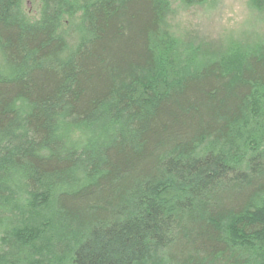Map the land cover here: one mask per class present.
Instances as JSON below:
<instances>
[{"label":"trees","instance_id":"16d2710c","mask_svg":"<svg viewBox=\"0 0 264 264\" xmlns=\"http://www.w3.org/2000/svg\"><path fill=\"white\" fill-rule=\"evenodd\" d=\"M26 1L0 0V264H264V39L196 67L169 0Z\"/></svg>","mask_w":264,"mask_h":264},{"label":"rangeland","instance_id":"374dc122","mask_svg":"<svg viewBox=\"0 0 264 264\" xmlns=\"http://www.w3.org/2000/svg\"><path fill=\"white\" fill-rule=\"evenodd\" d=\"M169 2L171 31L185 45L193 46L195 57L205 61V57H219L228 42L244 40L248 44L264 38V1L262 11L251 0H211L202 6H190L181 0ZM26 6L35 14L32 0H27Z\"/></svg>","mask_w":264,"mask_h":264},{"label":"bare ground","instance_id":"6f19581e","mask_svg":"<svg viewBox=\"0 0 264 264\" xmlns=\"http://www.w3.org/2000/svg\"><path fill=\"white\" fill-rule=\"evenodd\" d=\"M181 1H184L187 5H190V6H202V5H205L207 4L208 2H210L211 0H181ZM251 4L257 8L258 10L262 11V7L260 6H257L253 0H251ZM172 9V8H171ZM37 12V10H36ZM172 15V12L170 13L169 15V19ZM77 17L81 16V13L79 14H76ZM170 23V22H169ZM172 36L173 38L176 39V50L177 51H174L171 49V51H174L176 53L177 56H174L173 58L178 60L179 62L183 63V64H189L190 63V66H193L195 65L196 67L200 64H203L205 65L206 63H208V61L210 60H214L215 62H219V63H223L224 65V62L226 61L228 64L230 63H233L235 64L236 66L240 63H242L249 55L253 54V55H258L261 51V45H258L256 46V48H245L244 50L242 46L244 45H240V43H243L244 40H234L232 42H228L227 44L224 45V47L222 48V50L220 51L221 53V57H214V58H206V61L204 59H200L198 57H195L194 56V51H193V46H188V45H185L183 42H181L182 40L180 39V37L174 32L172 31ZM264 39V38H263ZM239 41V42H237ZM242 50V51H241ZM238 51H241L238 55L236 56H226L227 54H233V53H236ZM63 58H66L67 57V54L66 53H62L61 55ZM208 59V60H207ZM194 69H197V68H194Z\"/></svg>","mask_w":264,"mask_h":264}]
</instances>
